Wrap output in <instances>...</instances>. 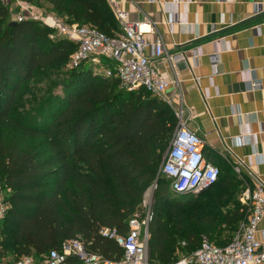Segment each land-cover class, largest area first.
<instances>
[{
  "label": "trees",
  "instance_id": "16d2710c",
  "mask_svg": "<svg viewBox=\"0 0 264 264\" xmlns=\"http://www.w3.org/2000/svg\"><path fill=\"white\" fill-rule=\"evenodd\" d=\"M22 1L47 2L65 22L87 24L108 36L118 28L106 0ZM9 13L0 1V125L10 132L0 134V188L9 204L0 225V258L10 254L7 262L14 263L31 256L38 262L77 238L89 251L119 261L122 248L100 231L123 234L153 182L151 261L172 264L177 251L195 250L203 235L211 241L222 205L231 206L223 221L238 227L244 206L236 198L218 203L217 190L240 182L230 167L200 192L176 193L179 200L166 196L168 180L158 171L177 119L143 88L123 90L117 78L99 77L82 65L63 73L43 97L29 99L34 105L15 117L24 84L51 68L59 70L75 44L51 39V29L34 20L13 24ZM194 200H201L200 208ZM233 237L212 242L223 246ZM62 264L82 263L68 256Z\"/></svg>",
  "mask_w": 264,
  "mask_h": 264
},
{
  "label": "crops",
  "instance_id": "0c3cea01",
  "mask_svg": "<svg viewBox=\"0 0 264 264\" xmlns=\"http://www.w3.org/2000/svg\"><path fill=\"white\" fill-rule=\"evenodd\" d=\"M106 1L118 25L113 36L121 32L117 10L141 25L148 43L161 37L168 52L186 53L191 70L180 65L175 71L166 59L154 60L172 82L165 92L169 107L182 110L185 127L202 141L206 161L223 162L218 166L223 171L240 161L245 200L256 177L264 180V15L247 20L264 11V0ZM196 47L200 55L195 60ZM251 78L259 82L256 89L248 88ZM263 233L264 216L256 233L264 244ZM7 260L10 256H3L0 264H12Z\"/></svg>",
  "mask_w": 264,
  "mask_h": 264
},
{
  "label": "built area",
  "instance_id": "2783aa9c",
  "mask_svg": "<svg viewBox=\"0 0 264 264\" xmlns=\"http://www.w3.org/2000/svg\"><path fill=\"white\" fill-rule=\"evenodd\" d=\"M0 1L7 5L15 2L19 6L20 15L17 21L39 20L54 29L60 37L74 43L75 50L69 59L71 68L90 66L104 78H117L119 87L123 90L136 91L143 88L170 106L171 102L165 96V92L172 82L156 69L154 60L166 59L175 71L180 65L191 70L185 52H168L161 37L153 43H148L144 39L141 25L127 21L124 12L115 11L121 32L116 36H108L87 24L41 18L32 12V5L22 0ZM168 22L171 23L172 20L169 19ZM199 55L197 47L192 49V57L195 60ZM108 60L112 61V65ZM193 79L199 83V77L194 76ZM258 86V81L253 78L249 80L248 88L256 89ZM174 115L177 125L158 173L168 180L173 192L197 193L218 179L220 168L206 161L202 141L185 127L182 110H174ZM240 164L239 161L231 165L235 173L241 177ZM245 195L247 205L245 220L229 243L218 246L203 235L195 250L188 253L177 251L178 257L172 264L264 263V244L256 237L258 225L264 216V180L256 177L253 189L247 190ZM8 207L6 197L0 193V225ZM149 219L150 212L143 220L139 219L136 212L127 219L126 231L123 234L108 228L100 231L101 235L114 239L122 248L123 255L119 261L108 260L101 254L89 251L83 242L76 238L64 241L58 249H51L38 262L31 256H24L12 264H62L68 256L76 257L82 264H157L149 257Z\"/></svg>",
  "mask_w": 264,
  "mask_h": 264
},
{
  "label": "rangeland",
  "instance_id": "374dc122",
  "mask_svg": "<svg viewBox=\"0 0 264 264\" xmlns=\"http://www.w3.org/2000/svg\"><path fill=\"white\" fill-rule=\"evenodd\" d=\"M42 2L44 3V1H41L40 3H42ZM40 3L37 6L30 4L33 6V10H32L33 13L38 14V16L41 18L46 17L49 20L50 19H54V20L63 19L64 20V18L62 16H60L58 13H56L52 8L46 7L45 4H40ZM7 7L10 11V13H9L10 20L11 21H17V18L20 15L19 6L15 2H12L11 4L7 5ZM31 20H34V19H31ZM34 21H37V22L41 23L42 25L46 26L43 22H41L39 20H34ZM46 27L50 28L49 26H46ZM50 29H51V32H50L51 33L50 34L51 39L61 38L59 36V34L54 29H52V28H50ZM108 62H109V64L112 65V61L108 60ZM88 67H90V66H88ZM91 69L97 76L102 77L101 75H99L98 73L95 72L96 70L94 68H91ZM69 70H73V69L69 66V61H68L59 70H54L51 68L49 71L45 72L44 75L34 77V78L30 79L29 81H27L24 84V89L20 92L21 93L20 102L17 103L16 106H14L16 111H17V113L15 114L16 115L15 117H17L18 114H20V113L22 114L25 111L29 110V108L34 105L33 102L29 101V99L34 98V97H43L45 95V90L46 89L51 90L54 87V84L59 79L61 80L63 78V75H64L63 73H65L66 71H69ZM25 121H28V120L26 119ZM9 133L10 132L8 131L6 126L0 125V134L7 135ZM166 150H167V148H166ZM217 164H218V166H223V162H221V161L217 162ZM227 170H225V171H227ZM236 176L238 177V178L236 177V179L238 181H240V182L243 181V178H240L239 175L236 174ZM162 177H164V176H162ZM239 183L234 182L229 188H225L224 190H220V189L217 190V195H219V194L222 195L221 199L219 200L218 203L226 202L228 204L229 200L236 198L238 200V202H240L244 206V212L246 213L247 205L245 204V200H243V193L245 190ZM154 184H155V182H153L147 188L145 195H144L143 202L140 205L139 210L137 211V215H138L140 220L145 219L147 217L148 213L153 208L154 191H155V190H153ZM0 187H1V185H0ZM0 193L4 197H6V195H7V191L4 189H1V188H0ZM178 194L180 195V193H178ZM208 195L209 194H205L204 197H206ZM166 196L168 198H172V200H179L176 193L170 189L169 183H168V188L166 191ZM183 200H185V199H183ZM159 201H160V199L157 198V202H159ZM166 201H169V200H166ZM200 203H201V200H199V201L194 200L192 205H196V208H200ZM182 208H184V207H180V209H182ZM220 210L222 212H221L219 219H217L218 227L215 231H212V234L210 235V239L213 242H215V240H219V239L222 240L225 238L230 239L231 237H233L239 231L241 223L245 220V218H244V220L238 225V227L236 225L231 226L228 222H225L222 219V216L225 213H230L231 206L226 205V204L222 205ZM217 218H218V216H217ZM7 256H10V254H7Z\"/></svg>",
  "mask_w": 264,
  "mask_h": 264
},
{
  "label": "water",
  "instance_id": "95a60500",
  "mask_svg": "<svg viewBox=\"0 0 264 264\" xmlns=\"http://www.w3.org/2000/svg\"><path fill=\"white\" fill-rule=\"evenodd\" d=\"M263 15H264V11L261 10V11H259V12H256L254 16L250 17V18L247 19V20L254 19V18H258V17L263 16ZM12 23L15 24V21L12 22ZM155 187H156V182H155V184H154V186H153V190H155Z\"/></svg>",
  "mask_w": 264,
  "mask_h": 264
},
{
  "label": "clouds",
  "instance_id": "9594fccd",
  "mask_svg": "<svg viewBox=\"0 0 264 264\" xmlns=\"http://www.w3.org/2000/svg\"><path fill=\"white\" fill-rule=\"evenodd\" d=\"M260 163H264V156H261Z\"/></svg>",
  "mask_w": 264,
  "mask_h": 264
}]
</instances>
